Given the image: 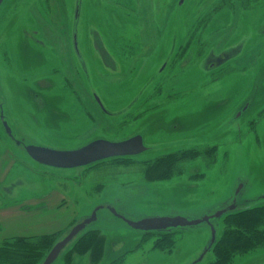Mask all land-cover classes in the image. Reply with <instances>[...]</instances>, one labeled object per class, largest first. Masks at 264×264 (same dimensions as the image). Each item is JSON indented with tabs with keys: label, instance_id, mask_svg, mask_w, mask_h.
Here are the masks:
<instances>
[{
	"label": "rangeland",
	"instance_id": "1",
	"mask_svg": "<svg viewBox=\"0 0 264 264\" xmlns=\"http://www.w3.org/2000/svg\"><path fill=\"white\" fill-rule=\"evenodd\" d=\"M138 135L147 151L127 165L56 169L24 149ZM0 154V244L63 238L101 208L87 228L103 237L99 258L70 246L54 264L217 262L208 224L147 234L112 210L132 222L193 221L264 207V0H2ZM169 155L179 172L146 179L149 163ZM227 216L212 220L216 239ZM226 264H264V243Z\"/></svg>",
	"mask_w": 264,
	"mask_h": 264
},
{
	"label": "trees",
	"instance_id": "2",
	"mask_svg": "<svg viewBox=\"0 0 264 264\" xmlns=\"http://www.w3.org/2000/svg\"><path fill=\"white\" fill-rule=\"evenodd\" d=\"M168 158L169 163L166 165L165 162ZM131 159L132 157H123L109 160L115 165H127L128 163L131 164ZM172 160L175 159L169 155V157L160 158L149 163L146 170H144L146 179L168 178L175 175L179 171L172 168L174 165L170 169L168 168L171 166ZM226 215H228L225 218L226 226L229 228L220 239H216L211 250L217 256V262H212L211 264H226L232 258L233 254L238 251L241 253L245 251L249 252L257 247L259 242L264 243V231L260 229L264 225V207H255L242 212H228L224 216ZM241 223H246V225H242ZM60 238V233H55L36 237H20L4 241L0 244V264H42L55 244L63 239ZM70 246V253L82 256L89 252L91 257L96 261L102 251L103 237L95 229H86L67 248ZM72 263L71 260L68 261V264Z\"/></svg>",
	"mask_w": 264,
	"mask_h": 264
},
{
	"label": "water",
	"instance_id": "3",
	"mask_svg": "<svg viewBox=\"0 0 264 264\" xmlns=\"http://www.w3.org/2000/svg\"><path fill=\"white\" fill-rule=\"evenodd\" d=\"M1 4L2 0H0V5ZM96 100L99 103L100 107L104 109L100 100L98 98H96ZM1 120L5 128L6 134L11 139H14L12 129L9 124L5 121L3 114L1 115ZM15 142L17 143V145H21L19 141ZM24 149L29 155V157L36 163L56 169H76L88 167L98 162L109 159L138 156L147 151L142 136H135L122 142H110L107 140L100 139L93 141L82 148L71 151L53 150L36 145H25ZM100 210L101 208L96 209V211L93 212L91 217L86 218L83 222L77 223L74 227H72L69 233L57 244H55V246L52 248V250L47 255L42 264H54L59 259L61 254L65 251V249L90 225L96 222L97 214ZM234 210L235 206L233 205L227 210L219 212L215 216L205 217L201 220L190 221L182 217H176L148 218L143 219L139 222L128 221L122 216H119L116 211H112L119 218L123 219L133 229L146 233L170 231L180 228L193 227L203 223L208 224L212 228V240L207 250L210 251L213 245L215 244L217 238L216 230L214 228V225L212 224V220L217 218L219 219L228 212H233Z\"/></svg>",
	"mask_w": 264,
	"mask_h": 264
},
{
	"label": "flooded vegetation",
	"instance_id": "4",
	"mask_svg": "<svg viewBox=\"0 0 264 264\" xmlns=\"http://www.w3.org/2000/svg\"><path fill=\"white\" fill-rule=\"evenodd\" d=\"M78 13H79V10H78ZM75 23H77V22H75ZM74 35H76L75 34V32H74ZM74 38V44H73V46L75 45V47H76V49H77V37L76 36H74L73 37ZM95 40V46H96V50H97V52H99V54L101 55V59L105 62H108V60H109V54H106V56H105V53H104V50H103V47H104V45H103V42L102 43H100V40H99V38H95L94 39ZM49 42H46V45H49L48 44ZM45 45V42H44V40H38V43H37V46H39V47H45L44 45ZM51 47H53V46H51ZM48 48V47H47ZM55 48V47H54ZM49 49V48H48ZM56 49H57V51H58V54L61 56V54H60V52H59V49H58V47H56ZM76 49H75V51H76ZM63 56V55H62ZM39 58H41V60L43 61V62H46L45 61V57L43 56V54H40V56H39ZM111 58V57H110ZM81 64L83 65V62H81ZM106 64H108V63H106ZM43 88H48V87H43ZM95 101H96V103L98 104V106L100 107V105H99V103L97 102V100H96V98H95ZM101 102V101H100ZM40 104L42 105V107H44L45 105H46V103H43V100L40 102ZM102 104V103H101ZM103 106V105H102ZM101 108V107H100ZM104 108V107H103ZM102 109V108H101ZM103 110V109H102ZM139 136V135H138ZM143 138V137H142ZM96 141V140H95ZM143 141H144V138H143ZM135 157V156H134ZM131 158V157H130ZM235 207H236V205H234ZM236 210V209H235ZM234 210V211H235ZM163 232V231H162Z\"/></svg>",
	"mask_w": 264,
	"mask_h": 264
},
{
	"label": "crops",
	"instance_id": "5",
	"mask_svg": "<svg viewBox=\"0 0 264 264\" xmlns=\"http://www.w3.org/2000/svg\"><path fill=\"white\" fill-rule=\"evenodd\" d=\"M4 155L5 154H3V155H1L0 154V170L5 166V163H6V161H7V158H6V155H5V157H4ZM3 187V185H2V181H0V189ZM3 214L4 213H6L7 215H10V214H12L13 212H12V209H8V210H5V211H3L2 212ZM44 235H46V234H44ZM37 236V235H36ZM41 236V235H40ZM7 239V238H6ZM5 240V239H4Z\"/></svg>",
	"mask_w": 264,
	"mask_h": 264
}]
</instances>
